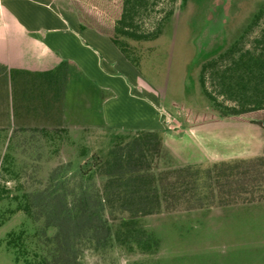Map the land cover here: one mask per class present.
Returning <instances> with one entry per match:
<instances>
[{
  "label": "rangeland",
  "instance_id": "rangeland-1",
  "mask_svg": "<svg viewBox=\"0 0 264 264\" xmlns=\"http://www.w3.org/2000/svg\"><path fill=\"white\" fill-rule=\"evenodd\" d=\"M260 1L147 0L146 9L133 21L140 30L148 31L157 25L159 30L150 38L125 39L126 51L136 57L144 82L154 85L162 111L167 112L165 118L185 120L187 110L244 122L241 112L231 115V110L245 109L254 100L264 103L262 83L255 87L253 79L246 80L245 74L232 64L243 50L264 58V12L246 25ZM234 42L231 52L218 55ZM208 59L214 61L205 65L202 80L210 98L197 80L200 65ZM238 75L242 78L238 79ZM39 128L0 131V214L12 207L13 195L47 190L73 192L79 180L78 168L89 165L94 155L104 160L109 149H116V144L122 146L134 135L75 133L61 126L44 135ZM162 162L177 165L169 156ZM261 169L264 174L263 165ZM198 180L200 184L204 182L202 177ZM29 205L35 212L43 206L41 201ZM103 215L111 229L122 222L143 228L150 245L143 250L135 246L127 249L109 240L99 246L94 238L80 237L81 264H264V197L226 205L157 209L131 219L126 211L115 208L104 209ZM42 223V215L32 220L37 227ZM8 227V221L0 223V264H20L12 260L3 242Z\"/></svg>",
  "mask_w": 264,
  "mask_h": 264
},
{
  "label": "trees",
  "instance_id": "trees-1",
  "mask_svg": "<svg viewBox=\"0 0 264 264\" xmlns=\"http://www.w3.org/2000/svg\"><path fill=\"white\" fill-rule=\"evenodd\" d=\"M67 1L75 9L80 26H91L106 35L133 65H136V57L128 55V42L125 39L150 38L159 30V25L148 31L140 30L133 21L146 9L147 0ZM263 12L264 0H261L249 15L246 25L249 26ZM234 44L228 45L218 55L231 52ZM213 61L205 60L197 75L202 91L209 98L210 94L203 87L202 70ZM232 64L234 69L245 74L246 80L252 78L255 87L257 83H262L264 87V58L243 50ZM237 77L242 78L240 75ZM238 84L244 87L241 81ZM263 110L264 103L254 100L245 109L230 112L234 113L231 115L241 112L245 118L240 119L261 127L262 147L258 155L218 160L204 167L193 164L163 165V158L169 155L162 147L158 133L155 130H139L122 146L116 144V149H109L104 160L94 155L89 165L78 168L79 180L73 192L58 194L54 190H47L38 194L13 195L12 207L0 214V223L8 221L9 227L3 233V242L9 248L12 260L20 264H81L78 260L80 237L94 238L95 244L99 246L109 240L127 249L135 246L143 250L150 245L143 228L122 222L111 229L103 215L104 209L126 211L131 219L157 209H189L262 199ZM184 118L188 124H195L215 119V116L210 112L191 114L186 110ZM60 129L40 127L39 131L48 135ZM200 177L204 178L201 184L198 180ZM200 185L204 186L203 190ZM67 195L70 196L67 198ZM37 201H41L43 206L35 212L29 204ZM39 215H42L43 223L37 227L32 224V220ZM49 228L51 231L47 232Z\"/></svg>",
  "mask_w": 264,
  "mask_h": 264
},
{
  "label": "crops",
  "instance_id": "crops-1",
  "mask_svg": "<svg viewBox=\"0 0 264 264\" xmlns=\"http://www.w3.org/2000/svg\"><path fill=\"white\" fill-rule=\"evenodd\" d=\"M146 84L108 37L80 26L67 0H0V131L68 127L75 133L155 130L176 164L203 165L261 153L251 121L188 124L165 118ZM48 126V127H47Z\"/></svg>",
  "mask_w": 264,
  "mask_h": 264
}]
</instances>
